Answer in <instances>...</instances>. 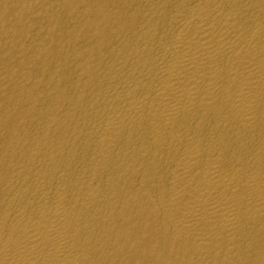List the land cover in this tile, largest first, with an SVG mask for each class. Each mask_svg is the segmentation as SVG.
<instances>
[{"label": "bare ground", "instance_id": "obj_1", "mask_svg": "<svg viewBox=\"0 0 264 264\" xmlns=\"http://www.w3.org/2000/svg\"><path fill=\"white\" fill-rule=\"evenodd\" d=\"M143 1L82 2L46 119L2 118L0 264H264V0Z\"/></svg>", "mask_w": 264, "mask_h": 264}, {"label": "rangeland", "instance_id": "obj_2", "mask_svg": "<svg viewBox=\"0 0 264 264\" xmlns=\"http://www.w3.org/2000/svg\"><path fill=\"white\" fill-rule=\"evenodd\" d=\"M85 1L92 2V0H21L23 4L19 3L17 22L14 28L9 30V42L0 43V52H4L0 53V144L3 145L0 147H4L10 141L7 138V134H10L7 132L9 129L1 125L3 117L8 115L13 119L16 128L14 135L17 137L15 140L26 138L28 133L34 131L38 121L46 119L48 112L45 108L49 102L54 103L56 89L53 83L59 82L60 85L63 79L60 77L64 76L61 74L65 72L74 75L77 66L73 55L79 50V46L73 42L79 31L73 25L75 22L73 15ZM143 3V0H117L111 8L135 11ZM58 107L60 106H55L54 109L57 115L61 109ZM11 164L14 166L15 160ZM138 174H134V179L132 178L134 183L139 179Z\"/></svg>", "mask_w": 264, "mask_h": 264}]
</instances>
